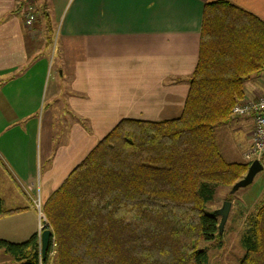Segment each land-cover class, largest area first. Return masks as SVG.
Returning a JSON list of instances; mask_svg holds the SVG:
<instances>
[{
    "label": "trees",
    "instance_id": "1",
    "mask_svg": "<svg viewBox=\"0 0 264 264\" xmlns=\"http://www.w3.org/2000/svg\"><path fill=\"white\" fill-rule=\"evenodd\" d=\"M262 72L264 21L229 0L206 3L181 115L122 119L99 140L44 202L45 255L38 232L0 246L19 264H48L52 251L57 264H207L199 240L223 235L207 204L252 162L228 161L215 131L235 121L247 80ZM21 210L0 194V217ZM242 242L239 264H264V204L246 216Z\"/></svg>",
    "mask_w": 264,
    "mask_h": 264
},
{
    "label": "crops",
    "instance_id": "2",
    "mask_svg": "<svg viewBox=\"0 0 264 264\" xmlns=\"http://www.w3.org/2000/svg\"><path fill=\"white\" fill-rule=\"evenodd\" d=\"M51 1L59 3L53 49L39 15L26 24V0H0V169L7 185L27 189L12 206L2 197L6 209L22 208L0 217L2 225L35 213L30 187L36 183L46 201L120 120L181 115L204 6L215 0ZM229 1L264 21V0ZM245 91V99L263 95L264 72ZM227 126L248 130L250 144L253 115Z\"/></svg>",
    "mask_w": 264,
    "mask_h": 264
},
{
    "label": "rangeland",
    "instance_id": "3",
    "mask_svg": "<svg viewBox=\"0 0 264 264\" xmlns=\"http://www.w3.org/2000/svg\"><path fill=\"white\" fill-rule=\"evenodd\" d=\"M26 2H32L36 10V16L39 15V19L44 21L46 27L49 28V32H53L51 36L52 40L48 48H55V33L57 31L58 18L55 17L54 11L56 7L59 8V3L56 6V1L54 2L51 0H26ZM48 2L49 6L51 5L52 8H50L51 17L46 13V3ZM52 27L53 30L51 31L50 28ZM56 123L59 124L58 122ZM215 134L219 148L228 161H249L246 158V153L250 147V144L247 145V137H249L248 130L221 125L216 129ZM262 163L264 164V158ZM4 176V172L0 169V194L1 197H4L6 200L9 198V201H5L8 207L12 206L10 203L13 196H18L16 199L23 200V193H21L20 188L23 189L24 193L27 189L23 186L14 184L7 185V180ZM35 184L30 187L31 189L27 193V195L30 194L33 197L32 205L35 209V213L25 211L21 217L12 218V223L10 222V224L2 225V223H0V238L18 242L27 239L31 235L29 230L33 231L35 226L36 230H38L36 232L39 233L40 237L43 230L46 228L51 229L42 210L45 201L40 192L37 194L38 186ZM230 190L231 188L227 186L217 187L214 199L207 204L209 211H215L221 208L226 200L232 202L223 235L213 240L201 239L198 242L199 249L207 251V264H239L240 260L245 255L246 249L242 242L243 223L247 215L256 212L258 208L264 204V169L256 174L250 185L241 187L234 193H230ZM18 200L16 204L20 203ZM20 227L25 228L24 230L22 229V233L16 230ZM51 254L52 258L49 260L48 264H57L54 258V251H52ZM0 264H19V262L11 253L0 246Z\"/></svg>",
    "mask_w": 264,
    "mask_h": 264
},
{
    "label": "built area",
    "instance_id": "4",
    "mask_svg": "<svg viewBox=\"0 0 264 264\" xmlns=\"http://www.w3.org/2000/svg\"><path fill=\"white\" fill-rule=\"evenodd\" d=\"M23 17L27 25L32 26L36 20V10L32 2H27ZM233 113L238 116L253 115L254 127L250 136V147L246 153L248 160L260 159L264 154V94L256 98L244 99L236 104Z\"/></svg>",
    "mask_w": 264,
    "mask_h": 264
},
{
    "label": "water",
    "instance_id": "5",
    "mask_svg": "<svg viewBox=\"0 0 264 264\" xmlns=\"http://www.w3.org/2000/svg\"><path fill=\"white\" fill-rule=\"evenodd\" d=\"M263 169H264V164L262 163V161L258 158L254 159L251 162L246 175L232 186L230 193H234L239 188L250 185L253 182L256 174L262 171ZM231 207H232V202L230 200H226L221 208L213 212V215L220 217V223H219L220 234H223V230L227 222ZM51 236H52L51 229L46 228L45 230L42 231L40 241H41L43 255H45L46 250L48 249Z\"/></svg>",
    "mask_w": 264,
    "mask_h": 264
}]
</instances>
